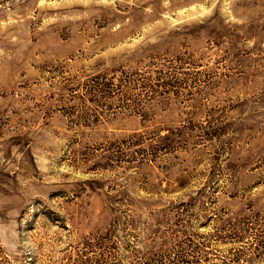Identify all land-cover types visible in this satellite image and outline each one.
<instances>
[{
    "label": "rangeland",
    "instance_id": "1",
    "mask_svg": "<svg viewBox=\"0 0 264 264\" xmlns=\"http://www.w3.org/2000/svg\"><path fill=\"white\" fill-rule=\"evenodd\" d=\"M0 264H264V0H0Z\"/></svg>",
    "mask_w": 264,
    "mask_h": 264
}]
</instances>
